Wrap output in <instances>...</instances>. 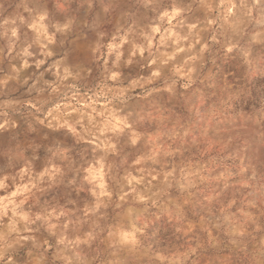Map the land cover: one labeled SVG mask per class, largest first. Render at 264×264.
<instances>
[{
  "label": "rangeland",
  "instance_id": "rangeland-1",
  "mask_svg": "<svg viewBox=\"0 0 264 264\" xmlns=\"http://www.w3.org/2000/svg\"><path fill=\"white\" fill-rule=\"evenodd\" d=\"M0 264H264V0H0Z\"/></svg>",
  "mask_w": 264,
  "mask_h": 264
}]
</instances>
